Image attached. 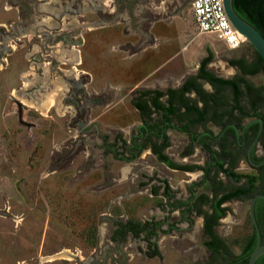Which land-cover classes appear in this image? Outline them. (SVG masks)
<instances>
[{
  "label": "rangeland",
  "instance_id": "1",
  "mask_svg": "<svg viewBox=\"0 0 264 264\" xmlns=\"http://www.w3.org/2000/svg\"><path fill=\"white\" fill-rule=\"evenodd\" d=\"M192 2L0 0V264L215 260L205 245L203 217L166 205L160 180L170 181L171 201L180 205L187 198L185 174L170 171L149 149L130 158L123 148L141 123L135 101L184 78L183 70L167 72L177 60L190 55L195 67L210 53L208 68L232 76L229 59L251 56L250 43L230 50L215 36L199 34ZM42 42L39 64L34 52ZM249 80L264 83L261 74ZM21 108L29 126L19 120ZM173 143L167 152L182 161L188 139L175 132ZM204 159L200 150L192 156ZM196 190V196L212 195L209 184ZM251 199L226 203L216 228L236 256L254 231ZM127 221L145 223L147 231L113 239L118 223ZM150 223L159 226L147 239Z\"/></svg>",
  "mask_w": 264,
  "mask_h": 264
},
{
  "label": "flooded vegetation",
  "instance_id": "2",
  "mask_svg": "<svg viewBox=\"0 0 264 264\" xmlns=\"http://www.w3.org/2000/svg\"><path fill=\"white\" fill-rule=\"evenodd\" d=\"M19 1L20 0H18V3ZM45 24L46 23L43 25ZM46 27L47 25H45V29L40 32L39 36L41 39H46ZM15 33L20 34L21 29L18 28ZM53 39L55 43L58 42L57 38L55 39V37H53ZM60 39L65 41L67 44L71 41L75 42V40H68L67 37H62ZM78 42L79 40H76L75 43ZM45 45L46 44L44 42L37 44L39 49L34 52V55L38 54L37 57H35L36 55L34 56L36 58V63H43L41 59H43L42 50L43 47L45 48ZM249 54H251V56L239 54L237 56H232L229 59L227 64L230 68H232L234 73L231 77H227L225 79L224 77L222 78L219 76L216 72L209 70L208 65L211 59L206 63L203 69H201L200 63L199 74L203 76L204 79L201 78V80H198V83L196 84L199 85V82L201 81L204 83L206 82V84L209 85L210 91H217L216 93L219 92V94L220 92L224 93V90H220L225 89L227 86L237 84L240 88L239 90L244 92L245 88H248L247 85L251 83L247 80L249 77L257 76L259 74L264 77V63L259 64L258 67L256 66L259 59L257 51L253 48ZM233 60H236V62L234 63ZM251 71L255 73H251ZM212 78L216 81L212 80ZM219 78L221 80H218ZM242 78L245 80L243 81ZM226 79L234 81V83L231 84L229 81L225 82L224 80ZM189 83V80H186L185 83L183 82L181 84L179 92L181 95L185 94L184 89ZM159 92H164L165 95L159 96ZM32 93L33 92L29 91L31 96H33ZM170 93H172L171 89L166 91L154 89L152 90L151 95H146L147 98L145 100H148L147 102L150 104H152L151 99L155 100L157 99V96H159L157 102L160 101L163 103V106H160L159 108L158 105L154 106L152 112L144 106L145 100L135 101V103L140 104V107L135 106L140 112L141 123L137 127L136 132L131 135L130 141L124 140V154L127 155V153H129L131 156H128L130 158H134L140 152L149 149L155 159L164 164L170 171L185 174V179L183 181L188 185L187 198L184 199V202H180V205L179 203L171 201V199L176 196L170 189V181L168 179L160 180L161 185H164V193L167 194L169 199L166 205L169 206L170 210L175 209L176 207L181 209L183 216H185V214L193 213L202 216L203 233L207 236L208 240H212L213 236L206 234V227L208 226L212 228L214 233L217 234L216 228L218 223L211 227V224L209 223L210 219L207 220V214L214 213V204H216L224 196L234 193L239 189L242 190L244 192L243 194L226 198L219 204V208H225L227 212L225 204L229 201L243 199L248 196L253 198L259 193L264 194V101L262 99L260 103L261 107L258 106L255 108V106H251V109L250 107L237 109L233 114L227 116L225 120L219 118V116H213L210 121H207L205 118L192 119L188 108H180L179 110L175 107V103H164L162 99L163 97H166L168 100L170 99V101L174 98L169 96L171 95ZM177 98L183 100L182 97ZM22 109L23 108L20 110L21 115ZM250 111L253 112L252 114H249L250 116H248L246 112ZM155 114H157L158 120H150L151 115H153L152 118H154ZM175 132L183 134L188 139V144H186L180 152L182 161H177L171 157L170 152H167V150L174 147L173 142ZM197 150H200L205 156V163H201L199 161L194 162V160H192V156ZM125 155L124 157H126ZM238 168H247V170L241 173L238 172ZM236 175H241V178L236 179ZM205 184L212 186V195L201 193L196 196V188ZM225 184H228V186H225ZM247 189H250L249 193L246 191ZM263 200V198H259L255 208V211L257 210V207L260 211L262 223L260 224L258 222V224L262 235V242H264ZM206 206L209 207L210 212L205 210ZM224 216L220 217L218 222ZM129 222L130 221H127L125 224H128ZM140 224L146 227L148 226L145 223ZM158 226V223L153 226L151 225V228L149 227V231L152 232L156 230ZM130 233L134 234L133 232ZM254 233L256 234L255 227L253 234L246 242V245L254 239ZM257 240L258 238L256 237V244Z\"/></svg>",
  "mask_w": 264,
  "mask_h": 264
},
{
  "label": "trees",
  "instance_id": "3",
  "mask_svg": "<svg viewBox=\"0 0 264 264\" xmlns=\"http://www.w3.org/2000/svg\"><path fill=\"white\" fill-rule=\"evenodd\" d=\"M234 1V9L235 11L246 21L251 23L253 26H255L257 29L261 31V33L264 35V0H233ZM212 54L209 53L207 57H205L202 62H201V69H203L206 65V63L211 59ZM259 59L258 62L256 63V66L258 67L259 64L264 63V60L262 57L258 54ZM234 63L236 60H233ZM260 62V63H259ZM256 72V70H255ZM252 72L251 73H255ZM199 77H202L200 74L195 76L193 79H197ZM212 80L216 81L215 79L212 78ZM218 80H221L220 78ZM244 81L245 79L242 78ZM225 82H228L233 84L234 81L230 80H224ZM233 89H234V101L236 103V108L237 109H242V106L239 104L240 103V97L242 96H247L249 98L248 103L251 104L252 107L255 106L261 107V101L263 99L264 101V96L262 92L264 91V85H260L258 87L254 86L253 83H249L248 88H245L244 92L239 90L240 88L238 87L237 84H233ZM189 88V87H188ZM187 88V89H188ZM242 89V88H241ZM258 90V91H255ZM172 91V90H171ZM199 91H201L199 89ZM152 91H146L144 95H151ZM165 95L164 92H159V96ZM155 100L151 99L152 104L148 103V100H145L144 106L147 107V109H150L151 106H157L158 108L160 106H163V103L158 101V97ZM172 97V96H171ZM174 99V98H173ZM172 99V100H173ZM259 104V105H258ZM137 107H140L139 103H135ZM257 105V106H256ZM241 175H236V179H240ZM248 193L250 192V189L246 190ZM244 192L242 190H237L234 193H230L226 196H224L221 200H219L216 204H214V213H209L207 214V220H209V223L211 224L210 226L213 227L218 223V219L226 214V209L225 208H219V204L226 198H230L234 195H241ZM264 201V200H263ZM256 216L258 219V222L261 224V217H260V211L256 210ZM208 222V221H207ZM263 222H264V217H263ZM130 224V225H128ZM128 224L125 223H118L119 228H117L114 232L113 239H119L120 236L126 235L130 232H133L135 235H139L140 232L147 231L146 226L141 225L140 223H137L135 221H130ZM208 225V224H207ZM152 232L149 231L147 232V239H149L150 236H152ZM206 234L207 235H212L213 238L212 240H206L205 245L207 248L213 253L215 256V260L208 262L206 264H216L217 258L219 257L222 260L221 264H249V257L251 252L254 250L256 246V234L254 233V239L250 241L242 250V252L239 255H234V253L230 250L228 245L225 243V241L220 238L217 234L214 233L212 228L206 227ZM219 237V238H218ZM151 245L154 244V242H150ZM156 254V252H155ZM257 264H264V255H262L258 260Z\"/></svg>",
  "mask_w": 264,
  "mask_h": 264
},
{
  "label": "crops",
  "instance_id": "4",
  "mask_svg": "<svg viewBox=\"0 0 264 264\" xmlns=\"http://www.w3.org/2000/svg\"><path fill=\"white\" fill-rule=\"evenodd\" d=\"M205 55V54H204ZM203 57H206V55ZM192 59V56H186L182 59V61L177 60L167 72H170L171 75H176L177 72L182 71L184 78L179 82V84L174 86H168V89H171L172 93H170L174 97L172 101L170 99L166 101V104L168 103H175V107H177L179 110L180 108H188L190 110V113L192 116V119L196 118H205L207 121H210L213 116H219L221 119H226L227 116L230 114H233L234 111L237 110L236 103L234 101V89L233 86H227L225 89H222L220 91H223L224 93L219 94L213 91H210L209 85L204 83L203 81L198 83V80H201V78L204 79V77H199L197 79H193L195 76L199 74L200 65L196 64L195 67H191L190 61ZM210 70V69H209ZM218 74V73H217ZM222 78L224 77H231V76H225L222 74H218ZM186 80H189V84H187V87L184 89L185 94L181 95L180 87L181 84ZM227 80V79H226ZM249 80V79H247ZM251 83L254 84V86L263 85L262 84H255L251 80H249ZM189 87V88H188ZM188 88V89H187ZM167 89V90H168ZM199 89L201 91H199ZM226 90V91H225ZM264 96V91L262 92ZM177 97H182L183 100ZM264 98V97H263ZM249 98L247 96L240 97V105L242 106V109L249 108L251 109V104L248 103ZM153 106L150 107L149 111L152 112ZM221 109V110H219ZM226 109V110H224ZM253 111L246 112L248 116L249 114H252Z\"/></svg>",
  "mask_w": 264,
  "mask_h": 264
},
{
  "label": "built area",
  "instance_id": "5",
  "mask_svg": "<svg viewBox=\"0 0 264 264\" xmlns=\"http://www.w3.org/2000/svg\"><path fill=\"white\" fill-rule=\"evenodd\" d=\"M192 10L199 34L215 36L230 50H239L249 43L232 23L224 0H193Z\"/></svg>",
  "mask_w": 264,
  "mask_h": 264
},
{
  "label": "water",
  "instance_id": "6",
  "mask_svg": "<svg viewBox=\"0 0 264 264\" xmlns=\"http://www.w3.org/2000/svg\"><path fill=\"white\" fill-rule=\"evenodd\" d=\"M224 1H225L226 11L234 26L247 38V41L253 46V48L264 60V35L261 33L259 29H257L251 23L243 19L235 11L233 6V0H224ZM19 120L22 124L29 126L28 123L23 121L21 114L19 115ZM259 198L264 199V194L259 193L255 195L250 201V216L253 221L258 240L254 250L250 254L249 264H257V260L262 255H264V242H262V235L255 211L256 203Z\"/></svg>",
  "mask_w": 264,
  "mask_h": 264
}]
</instances>
